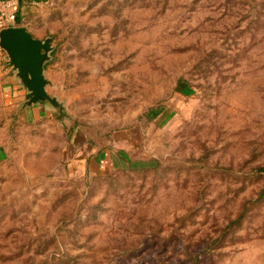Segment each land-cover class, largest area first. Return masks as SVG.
Returning <instances> with one entry per match:
<instances>
[{
  "label": "rangeland",
  "instance_id": "1",
  "mask_svg": "<svg viewBox=\"0 0 264 264\" xmlns=\"http://www.w3.org/2000/svg\"><path fill=\"white\" fill-rule=\"evenodd\" d=\"M34 7L64 110L0 49V264H264V0Z\"/></svg>",
  "mask_w": 264,
  "mask_h": 264
},
{
  "label": "water",
  "instance_id": "2",
  "mask_svg": "<svg viewBox=\"0 0 264 264\" xmlns=\"http://www.w3.org/2000/svg\"><path fill=\"white\" fill-rule=\"evenodd\" d=\"M0 49L8 58L14 77L26 90L27 106L52 105L60 111L64 105L47 90L49 80L45 76L47 64L52 60L54 47L50 37L34 38L27 28L13 26L0 32Z\"/></svg>",
  "mask_w": 264,
  "mask_h": 264
},
{
  "label": "crops",
  "instance_id": "3",
  "mask_svg": "<svg viewBox=\"0 0 264 264\" xmlns=\"http://www.w3.org/2000/svg\"><path fill=\"white\" fill-rule=\"evenodd\" d=\"M50 1L51 0H20L16 27L17 26L25 27L34 38L44 40L46 38L44 37L45 32L43 30H38V29L34 30V9H35L34 4H39V3L48 4ZM11 83L14 85L15 95L18 100L22 99L24 96L26 97L25 88L21 86L20 82L16 78H12ZM47 109H48L47 106H42L39 104L31 105V106H26L24 110H22L23 111L22 113L26 120V123L34 124L36 123V121H38V119H40V117H43L44 115L47 114L46 112ZM121 153L123 154V152L121 151L117 152L114 150L113 152L111 149H105L101 152H98V154L95 156V159L99 163L100 162L102 163L104 159H106V164L116 166L119 168V166H125L128 164L127 158Z\"/></svg>",
  "mask_w": 264,
  "mask_h": 264
},
{
  "label": "built area",
  "instance_id": "4",
  "mask_svg": "<svg viewBox=\"0 0 264 264\" xmlns=\"http://www.w3.org/2000/svg\"><path fill=\"white\" fill-rule=\"evenodd\" d=\"M19 5L20 0H0V32L16 26Z\"/></svg>",
  "mask_w": 264,
  "mask_h": 264
},
{
  "label": "trees",
  "instance_id": "5",
  "mask_svg": "<svg viewBox=\"0 0 264 264\" xmlns=\"http://www.w3.org/2000/svg\"><path fill=\"white\" fill-rule=\"evenodd\" d=\"M147 169H148V168H147ZM131 170H142V169L132 168ZM256 171L264 173V167L256 168Z\"/></svg>",
  "mask_w": 264,
  "mask_h": 264
}]
</instances>
